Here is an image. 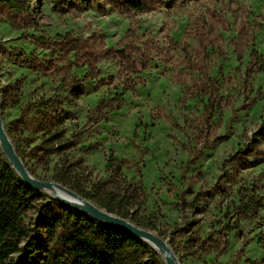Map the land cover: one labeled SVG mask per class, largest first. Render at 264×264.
I'll return each mask as SVG.
<instances>
[{
	"label": "rangeland",
	"instance_id": "obj_1",
	"mask_svg": "<svg viewBox=\"0 0 264 264\" xmlns=\"http://www.w3.org/2000/svg\"><path fill=\"white\" fill-rule=\"evenodd\" d=\"M21 4L33 7L31 13H19L21 29L0 18V91L12 90L22 104L53 92L51 77L15 58L25 53L57 61L59 50L38 48L36 37L69 32L96 40L108 53L97 66L100 75L87 79L83 94L74 93L71 102L64 103L71 114L65 123L67 135L79 141L70 158H82L95 179L107 176L111 154L127 161L121 166L124 176L132 183L141 180L145 188L142 215L156 223L152 232L176 250L181 264L263 260L264 158L251 159L249 169L235 172L236 184L221 176L231 155L264 120V0H162L154 10L129 14L111 10L104 0H21ZM127 37L129 46L133 42L148 46H138L136 54L129 49V59L142 53L152 61L139 75L142 84L116 99L115 94L122 92L120 86L116 88ZM201 37L210 39L206 47L199 43ZM170 40L175 45L169 46ZM157 43L163 52L151 49ZM189 64L198 67L191 70ZM90 71L86 65L75 73L83 79ZM195 79L210 82L220 106L206 110L209 97L187 91ZM102 101L118 107L95 123L92 112ZM18 114V108L1 105L6 132ZM0 150L4 154L1 145ZM56 163L54 158L51 167ZM244 182L258 188L263 207L230 233L225 255L199 250L187 255L189 236L197 232L203 240L223 228L238 201L237 188ZM195 196L200 213L188 208ZM31 217L32 213L26 215V221Z\"/></svg>",
	"mask_w": 264,
	"mask_h": 264
},
{
	"label": "trees",
	"instance_id": "obj_2",
	"mask_svg": "<svg viewBox=\"0 0 264 264\" xmlns=\"http://www.w3.org/2000/svg\"><path fill=\"white\" fill-rule=\"evenodd\" d=\"M60 3L66 0H54ZM72 0H67L71 2ZM111 10L123 14L151 11L160 6L162 0H104ZM196 2L199 0H183ZM31 13L33 7H24L21 0H0V18L8 21L14 29H21L19 13ZM37 47L44 50H59L57 61L40 60L36 55H16V61L32 65L45 77H51L55 88L48 96H40L22 104V99L12 90L4 89L2 108H18L19 114L8 124L7 134L11 138L17 155L35 178L55 181L76 192L107 212L129 220L131 223L150 231H156V223L142 215L146 198L142 181L127 180L121 166L127 161L117 160L113 154L107 159L106 177H93L82 158H70L69 152L79 143L75 135L68 136L65 123L70 119L64 103L72 100L74 93L83 94L87 79L97 78L99 63L108 56L103 46L94 39L76 37L69 32L55 37L40 35L35 38ZM199 43L206 47L210 39L201 37ZM175 45L170 40V45ZM144 47L129 37L124 41L121 71L118 75L121 99L127 92H134L141 84L139 77L150 67L145 54L129 59ZM160 43L152 46L156 52H163ZM148 49V46L144 47ZM114 58V57H113ZM90 67V74L81 79L75 70ZM198 65L189 64L188 69ZM208 76V74H206ZM144 85V83H143ZM187 91L192 95L209 97L206 110L217 107V94L209 81L195 79ZM113 101H102L92 112L91 120L99 122L117 109ZM208 141V140H207ZM57 159V163L51 164ZM264 158V120L262 127L229 158L223 169L225 182L236 184L239 169L251 167V159ZM38 169L41 174H38ZM237 203L233 214L221 230L205 239L197 232L189 236L187 255L199 250L207 254L225 255L231 246L230 233L239 229L241 223L251 220L263 207V197L258 188H251L246 182L237 188ZM198 198L195 196L188 208L200 213ZM183 203V207H185ZM184 209V208H183ZM32 213L29 221L25 217ZM191 225V224H189ZM180 232L183 231L181 228ZM218 234H220L218 236ZM162 236V235H161ZM174 250V248H173ZM176 254V250H174ZM0 264H166L161 255L147 242L128 231L106 225L27 184L16 172L13 165L0 150ZM245 264H264L248 260Z\"/></svg>",
	"mask_w": 264,
	"mask_h": 264
},
{
	"label": "water",
	"instance_id": "obj_3",
	"mask_svg": "<svg viewBox=\"0 0 264 264\" xmlns=\"http://www.w3.org/2000/svg\"><path fill=\"white\" fill-rule=\"evenodd\" d=\"M1 105L2 99L0 95V144L1 148L13 165L14 169L16 170L17 174L29 185L33 186L35 189L39 191H60L63 194L70 196L74 202H67L62 199L60 196L56 195L55 197L64 202L77 210L90 215L91 217L97 219L98 221L109 225L124 229L131 233L132 235L142 239L143 241L147 242L148 244H156L160 247V254L164 258L166 264H181L179 259L177 258L174 251L169 246L168 242L162 239L160 236L154 234L152 231L143 229L129 220L124 219L120 216L111 214L106 210L96 206L91 201L85 199L84 197L80 196L76 192L68 189L67 187L55 182V181H43L35 178L33 175L25 167L21 158L17 155L16 150L11 142L5 128L3 125L2 117H1ZM6 145L7 148L3 149V146Z\"/></svg>",
	"mask_w": 264,
	"mask_h": 264
},
{
	"label": "bare ground",
	"instance_id": "obj_4",
	"mask_svg": "<svg viewBox=\"0 0 264 264\" xmlns=\"http://www.w3.org/2000/svg\"><path fill=\"white\" fill-rule=\"evenodd\" d=\"M1 145V144H0ZM7 148L6 145L3 146V149L5 151V149ZM48 193H53L55 196L58 195L60 196L62 199H64L67 202H74L75 200H73L70 196L61 193L60 191H49ZM157 252H160V247L158 245L154 244H150Z\"/></svg>",
	"mask_w": 264,
	"mask_h": 264
}]
</instances>
